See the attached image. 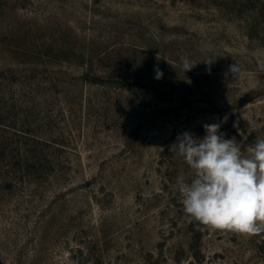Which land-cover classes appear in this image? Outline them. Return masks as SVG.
Instances as JSON below:
<instances>
[{"label": "rangeland", "instance_id": "rangeland-1", "mask_svg": "<svg viewBox=\"0 0 264 264\" xmlns=\"http://www.w3.org/2000/svg\"><path fill=\"white\" fill-rule=\"evenodd\" d=\"M212 123L264 137V0H0V264H264L183 211Z\"/></svg>", "mask_w": 264, "mask_h": 264}, {"label": "clouds", "instance_id": "clouds-1", "mask_svg": "<svg viewBox=\"0 0 264 264\" xmlns=\"http://www.w3.org/2000/svg\"><path fill=\"white\" fill-rule=\"evenodd\" d=\"M184 71L191 70L182 57ZM156 79L163 76L157 68ZM238 64L229 66L237 76ZM220 123L204 124L205 135L185 131L170 145L191 174L176 180L184 213L212 229L243 235L264 233V137L242 150L235 138L225 139Z\"/></svg>", "mask_w": 264, "mask_h": 264}]
</instances>
